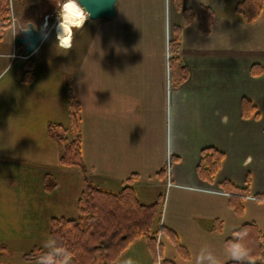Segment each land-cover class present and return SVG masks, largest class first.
Masks as SVG:
<instances>
[{
  "label": "crops",
  "instance_id": "crops-1",
  "mask_svg": "<svg viewBox=\"0 0 264 264\" xmlns=\"http://www.w3.org/2000/svg\"><path fill=\"white\" fill-rule=\"evenodd\" d=\"M242 1L117 0L113 17L88 18L74 27L82 39L70 48L57 39L50 44L45 32L28 52L25 45H15L10 29L5 31L0 68L10 66L13 72L0 85V216L32 213L30 199L43 191L45 174L54 173L59 182L61 175L77 171L115 192L134 177L142 203L163 197L160 225L173 231L189 253L182 257L162 233V262H247V256L232 259L226 241L246 224L264 234V201L244 199L238 215L221 188L224 181L243 188L249 179L250 194L264 196V7L246 23L237 12ZM11 2L26 29L29 23L44 28L59 0ZM204 6L217 14L208 35L200 32L198 18L186 24L183 14ZM177 27L180 56L189 71L180 85L172 83L170 73L169 44ZM65 52L77 60L72 69L59 57ZM254 66L262 69L260 75L252 73ZM70 95L80 106L84 169L62 166L63 146L48 133L49 125L70 127ZM244 99L256 109L249 118L242 114ZM208 147L224 153L212 182L197 171ZM168 157L174 184L169 188ZM162 171L164 180L158 175ZM9 230L0 223V247L20 240L22 234ZM129 258L155 264L141 238L115 264Z\"/></svg>",
  "mask_w": 264,
  "mask_h": 264
},
{
  "label": "trees",
  "instance_id": "trees-1",
  "mask_svg": "<svg viewBox=\"0 0 264 264\" xmlns=\"http://www.w3.org/2000/svg\"><path fill=\"white\" fill-rule=\"evenodd\" d=\"M11 0H0V39L11 28ZM264 7V0H243L237 5L246 23L255 21ZM185 23L198 18L200 32L208 35L217 20V14L210 7H202L198 12L184 9ZM180 28H175L174 36L170 41V73L174 85L182 84L189 75L187 66L180 56L179 46ZM254 75H260L259 66L252 68ZM30 71L26 72L28 76ZM25 81H30V78ZM79 104L70 95L69 115L70 127L49 125L48 133L54 140L63 146L60 164L63 166H77L84 169V160L81 149V135L79 128ZM256 112L251 101L244 99L242 114L244 118L251 117ZM69 132L75 135L73 140H66ZM224 153L216 148L208 147L201 151L197 167L201 179L212 182L221 169ZM160 180H164L166 172H159ZM134 177L127 180L121 191L115 192L101 188L84 177L85 187L78 198V216L73 219L66 217H52L50 219V239L54 247L53 252L36 249L27 253L24 258L29 261L44 260L51 257L54 264H93L99 255L105 257L102 264H115L129 246L139 238L147 240L152 256H156V241L159 232L170 237L178 253L188 258L189 253L181 244L178 236L168 228L160 225L163 197L145 204L136 195L132 186ZM250 181L246 186L237 187L229 181L221 184L223 191L230 194L229 204L238 214L244 211L243 200L249 192ZM46 187L50 190L55 187L47 174ZM264 197V196H260ZM239 242L247 249L248 261L245 263L232 261L227 264H264V234L255 224H246L239 228L235 237L229 238L226 243ZM6 246L0 247L1 250ZM163 264H174L164 261Z\"/></svg>",
  "mask_w": 264,
  "mask_h": 264
},
{
  "label": "rangeland",
  "instance_id": "rangeland-1",
  "mask_svg": "<svg viewBox=\"0 0 264 264\" xmlns=\"http://www.w3.org/2000/svg\"><path fill=\"white\" fill-rule=\"evenodd\" d=\"M14 1L17 2L18 0ZM62 2L63 0H59V2L54 5L48 24L44 26L47 39L51 40L50 44H54V40L57 39L56 27L59 23V8ZM10 4V34L11 38H14L15 45L19 47L22 46V44L18 43L16 38L23 35L26 24L18 23L13 3L11 2ZM4 35L5 33L2 35L1 39L4 38ZM81 39L82 38L80 37L79 32L73 28L71 46L73 47L77 45ZM6 40L7 38L4 41L5 43L7 42ZM59 57L69 62V69H72V62L75 61V57L72 52L62 53ZM75 62H77V60ZM3 69L4 68H0V74L2 73L0 75V85L2 82H5L13 72V68L11 69L10 66L6 68V70ZM74 138L75 135L70 133L67 135L66 140L70 141ZM73 167L78 169L77 166ZM46 178L47 174L44 175L43 179V191L37 192L36 199H30L31 204L29 206L33 207L32 213L29 214L28 212L17 215L14 214L15 212H11L8 215L0 216V223L7 224L10 229L9 232H12V234L15 233L16 235L22 234L21 237L18 236L20 240L12 241L5 249H0V264H41V260L29 261L26 260L24 256L36 249H42L49 252L54 251V247L50 239V219L52 217H64L65 215L66 218L73 219L78 216L77 202L82 190L85 187L84 186L82 188V184H84V175L81 176V174L75 171L73 174H70L69 177L67 175H61L58 182L56 175L53 173V177L50 176V179L55 182V187L50 190L46 187ZM51 212H53L54 215H52ZM141 240L146 239L141 238ZM161 251L162 247H160V252ZM152 257L155 264H161L156 256ZM104 262L105 257L103 255H99L93 264H102Z\"/></svg>",
  "mask_w": 264,
  "mask_h": 264
},
{
  "label": "clouds",
  "instance_id": "clouds-1",
  "mask_svg": "<svg viewBox=\"0 0 264 264\" xmlns=\"http://www.w3.org/2000/svg\"><path fill=\"white\" fill-rule=\"evenodd\" d=\"M68 12L79 13V18H82L84 21L89 18L90 13L86 10V8L81 5L80 0H63L62 4L60 5L58 25L59 31L57 35V40L59 45L70 48V42H68L67 44L64 43L65 40H68L66 29H68L69 25H71V23H69V20L65 19ZM229 254L232 259L240 261L243 260L248 253L247 249L244 247L243 244L236 242L230 244ZM41 264H54V262L51 257H48L42 260ZM65 264H67V261H65ZM124 264H135V262L131 258H129L124 262Z\"/></svg>",
  "mask_w": 264,
  "mask_h": 264
},
{
  "label": "water",
  "instance_id": "water-1",
  "mask_svg": "<svg viewBox=\"0 0 264 264\" xmlns=\"http://www.w3.org/2000/svg\"><path fill=\"white\" fill-rule=\"evenodd\" d=\"M116 2L117 0H80L81 5L90 13L89 18L93 20L113 17L116 14ZM44 35V28L29 23L17 42L25 45L28 52H32L40 45Z\"/></svg>",
  "mask_w": 264,
  "mask_h": 264
},
{
  "label": "built area",
  "instance_id": "built-area-1",
  "mask_svg": "<svg viewBox=\"0 0 264 264\" xmlns=\"http://www.w3.org/2000/svg\"><path fill=\"white\" fill-rule=\"evenodd\" d=\"M167 1H170V0H167ZM170 174H171V159H170V157H168V160H167V182H166V186L168 188L174 185L171 182ZM228 195L230 196V194H228ZM245 199L254 200V201H259V200L260 201H264V198H261V197L255 196V195H251V194L245 196ZM161 234H162V232H159V234L157 236V241H156V257H157L159 263L161 262V264H162V257H161V252H160L161 236H162Z\"/></svg>",
  "mask_w": 264,
  "mask_h": 264
},
{
  "label": "bare ground",
  "instance_id": "bare-ground-1",
  "mask_svg": "<svg viewBox=\"0 0 264 264\" xmlns=\"http://www.w3.org/2000/svg\"><path fill=\"white\" fill-rule=\"evenodd\" d=\"M72 17H75V18H72ZM70 18H72V19H70ZM65 19L69 20V23H71V25H69L68 29H66L67 30V35H68V41L70 42L71 41V35H72V29L74 27L81 26L83 24L84 20L82 18H79V13H71V12L67 13ZM58 25H57V28H56L57 35H58V31H59Z\"/></svg>",
  "mask_w": 264,
  "mask_h": 264
},
{
  "label": "snow or ice",
  "instance_id": "snow-or-ice-1",
  "mask_svg": "<svg viewBox=\"0 0 264 264\" xmlns=\"http://www.w3.org/2000/svg\"><path fill=\"white\" fill-rule=\"evenodd\" d=\"M69 41L68 40H65L64 43L67 44Z\"/></svg>",
  "mask_w": 264,
  "mask_h": 264
}]
</instances>
